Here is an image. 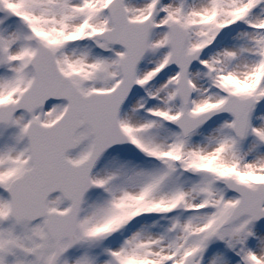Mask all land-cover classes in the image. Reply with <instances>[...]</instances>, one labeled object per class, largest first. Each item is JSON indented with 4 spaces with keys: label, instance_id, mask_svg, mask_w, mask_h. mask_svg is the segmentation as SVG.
I'll return each instance as SVG.
<instances>
[{
    "label": "snow or ice",
    "instance_id": "obj_1",
    "mask_svg": "<svg viewBox=\"0 0 264 264\" xmlns=\"http://www.w3.org/2000/svg\"><path fill=\"white\" fill-rule=\"evenodd\" d=\"M0 264H264V0H0Z\"/></svg>",
    "mask_w": 264,
    "mask_h": 264
}]
</instances>
